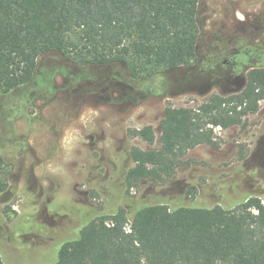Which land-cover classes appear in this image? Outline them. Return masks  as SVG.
Masks as SVG:
<instances>
[{
    "label": "rangeland",
    "instance_id": "1",
    "mask_svg": "<svg viewBox=\"0 0 264 264\" xmlns=\"http://www.w3.org/2000/svg\"><path fill=\"white\" fill-rule=\"evenodd\" d=\"M202 26L187 66L132 88L123 65L79 68L58 55L42 59L33 81L0 96V256L5 264H55L95 213L132 202L123 178L130 149L149 148L129 129L155 128L159 146L165 109L196 107L231 94L251 69L264 68V0H199ZM221 148L199 146L194 163L147 193L178 198L196 185L201 204L233 207L251 196L264 202V101L246 127L216 129ZM155 190V191H154ZM158 195V196H157Z\"/></svg>",
    "mask_w": 264,
    "mask_h": 264
},
{
    "label": "trees",
    "instance_id": "2",
    "mask_svg": "<svg viewBox=\"0 0 264 264\" xmlns=\"http://www.w3.org/2000/svg\"><path fill=\"white\" fill-rule=\"evenodd\" d=\"M199 5V0H0V96L30 84L50 55L79 68L123 65L132 88L141 90L149 79L196 58ZM263 101L264 68L251 69L237 92L213 94L192 108L167 107L157 147L153 126L129 129L131 139L149 146L129 152L133 166L124 175L123 195L132 202L95 213L63 244L55 264H264L260 197L233 207L205 205L196 185L178 198L131 197L190 169L191 150L221 148L216 129L245 128ZM4 163L0 156V194L8 189Z\"/></svg>",
    "mask_w": 264,
    "mask_h": 264
}]
</instances>
